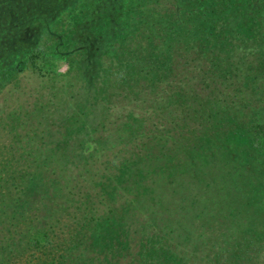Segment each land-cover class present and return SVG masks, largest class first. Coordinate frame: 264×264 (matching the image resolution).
Returning a JSON list of instances; mask_svg holds the SVG:
<instances>
[{
  "label": "trees",
  "instance_id": "obj_1",
  "mask_svg": "<svg viewBox=\"0 0 264 264\" xmlns=\"http://www.w3.org/2000/svg\"><path fill=\"white\" fill-rule=\"evenodd\" d=\"M74 1L50 0L56 16L40 34L92 18ZM173 1L115 26L108 54H120L98 83L111 93H91L89 117L80 107L55 119L39 151L19 157L33 174L24 195L39 206L29 204L22 236L26 200L7 196L0 215L17 213V224L3 264L23 251L33 264H264V0L235 10L233 0ZM23 55L0 66V94L25 65L52 78L63 58L52 41ZM27 113L15 108L2 129Z\"/></svg>",
  "mask_w": 264,
  "mask_h": 264
},
{
  "label": "rangeland",
  "instance_id": "obj_2",
  "mask_svg": "<svg viewBox=\"0 0 264 264\" xmlns=\"http://www.w3.org/2000/svg\"><path fill=\"white\" fill-rule=\"evenodd\" d=\"M13 1L0 0V40H5L4 44L0 41V66L13 67L14 62L24 61L25 54L23 55V52L35 49L43 42L52 41L60 52V56L64 58L65 55V58H61L58 61L59 64H56L54 77L51 78V75L48 76L44 73L39 74L30 68V65H25L23 72L14 76V79L0 94V179L13 183V185L0 186V210L6 207L10 199L7 196H10V193L20 192V195L23 194L21 199L26 200V209H24L26 211L22 212L17 226V231L23 228L21 230L23 236L30 226V206L33 208L39 205L30 203L24 195V192L29 190L33 174L28 172L27 167H24V159H19V157L24 155V150L39 151V135H42L45 129H55V126L52 125V121L55 119L76 109L79 110L80 107L85 110L84 116L89 117L91 111H95V109L88 107L91 111L87 112L84 103L92 101L94 105L96 104L93 102L95 96L90 98L91 93L94 94L96 90L100 94L104 92V97L111 93L109 92L111 88L107 86L102 88V85H98V83L103 79L107 66H111L117 60V55L120 54V52L119 54H108L109 49L112 50V46L117 43V38L120 36L113 35L116 31L114 28L116 25L128 24V17L136 12L137 2L136 0H124V2L123 0H75L73 6L77 12L81 8L86 9L91 6L90 10L83 11L85 14H81V16L88 13L92 15V18L84 20L83 24H80L83 22L82 18L80 21L75 18L78 24H75V19L73 23L72 21L60 22L62 32L65 33L71 32L77 26L79 28V25L78 31L82 29L80 33L77 32V34L79 33L77 37L74 36L77 34L73 35L70 43H65L67 38H64L63 44L58 40L61 35L56 33L57 31L52 35V38L48 33L40 34L43 26L48 23V19L56 16L53 11L50 12V4L52 6L50 0H35L34 2L33 0H19L17 6H20L17 9L12 5L9 8L5 7ZM144 1L148 7H152L150 1ZM68 2L65 11L71 9V1ZM95 2L97 4L93 5ZM155 2L160 10L172 8V3H174L173 0H155ZM255 3L256 0H241L240 3L233 0L231 2L233 10L235 8L242 9L246 5ZM25 6L27 7L26 11L24 10ZM118 9L119 11H117ZM14 15L18 20L16 19L13 23ZM97 20L99 21L96 24ZM39 22L41 24H38ZM53 22L56 24L55 21ZM9 29H11L10 32ZM102 64H105L104 67ZM131 91L137 95V87L131 88ZM127 95H130L129 90H127ZM35 101L45 103L46 109L32 108ZM15 108L19 111L22 110L23 114L27 111L28 113L26 116L22 114V117L16 118V127L12 130L2 129V124L6 126L7 122L11 121L10 115ZM89 173H94V170H90ZM1 182L3 181H0V185ZM55 205L54 207H56ZM16 216L17 213L13 212L11 214L7 212L4 216L0 215V250L7 244V238L12 233L11 228L17 224ZM9 219L13 227L9 225ZM64 221L63 219L61 224ZM35 224H40L39 219ZM26 254H29V251L26 253L23 251L22 255L12 256L10 261L4 264H33L34 261H29L30 258L29 256L26 258ZM8 257V254L1 255L0 264H3V261Z\"/></svg>",
  "mask_w": 264,
  "mask_h": 264
},
{
  "label": "flooded vegetation",
  "instance_id": "obj_3",
  "mask_svg": "<svg viewBox=\"0 0 264 264\" xmlns=\"http://www.w3.org/2000/svg\"><path fill=\"white\" fill-rule=\"evenodd\" d=\"M152 1V4H151V6L152 7H154V8H156V9H158L159 11H160V9L157 7V4H156V2H155V0H151ZM201 1V0H200ZM123 2H124V0H123ZM136 2H137V6H136V12L137 11H139V12H141L142 13V11L145 9V8H147L148 6H146L145 7V4H144V0H136ZM202 2V1H201ZM190 3V2H189ZM135 6V5H134ZM173 8V7H172ZM117 11H119V9L117 10ZM70 21H72V23L74 22V20H72V19H70ZM56 26H54V28H55V32L56 33H58L59 35H61V32H62V29H61V23H56L55 24ZM73 31H75L76 33L75 34H77V31H78V27L76 28V29H73ZM74 36H78V34L77 35H74Z\"/></svg>",
  "mask_w": 264,
  "mask_h": 264
}]
</instances>
